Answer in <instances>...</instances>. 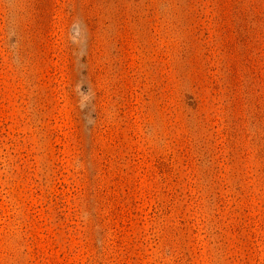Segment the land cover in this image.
<instances>
[{
  "label": "rangeland",
  "instance_id": "obj_1",
  "mask_svg": "<svg viewBox=\"0 0 264 264\" xmlns=\"http://www.w3.org/2000/svg\"><path fill=\"white\" fill-rule=\"evenodd\" d=\"M0 264H264V0H0Z\"/></svg>",
  "mask_w": 264,
  "mask_h": 264
}]
</instances>
